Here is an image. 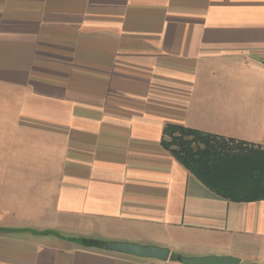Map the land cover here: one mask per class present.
Wrapping results in <instances>:
<instances>
[{"label":"crops","instance_id":"1","mask_svg":"<svg viewBox=\"0 0 264 264\" xmlns=\"http://www.w3.org/2000/svg\"><path fill=\"white\" fill-rule=\"evenodd\" d=\"M167 125L264 149V0H0V264H264V200L212 194Z\"/></svg>","mask_w":264,"mask_h":264},{"label":"trees","instance_id":"2","mask_svg":"<svg viewBox=\"0 0 264 264\" xmlns=\"http://www.w3.org/2000/svg\"><path fill=\"white\" fill-rule=\"evenodd\" d=\"M161 145L217 197L236 203L264 200V149L180 125L163 129ZM89 247L103 243L82 239Z\"/></svg>","mask_w":264,"mask_h":264},{"label":"water","instance_id":"3","mask_svg":"<svg viewBox=\"0 0 264 264\" xmlns=\"http://www.w3.org/2000/svg\"><path fill=\"white\" fill-rule=\"evenodd\" d=\"M107 251L117 252L141 259H155L166 262L169 259V250L153 246H141L128 243H107L103 245ZM174 260L180 264H243L239 258L232 256H205L186 258L175 256Z\"/></svg>","mask_w":264,"mask_h":264}]
</instances>
